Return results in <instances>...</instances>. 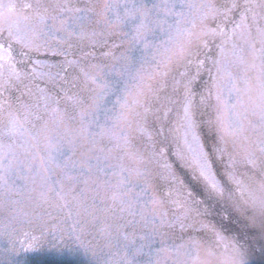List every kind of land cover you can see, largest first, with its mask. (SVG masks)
<instances>
[{"label":"snow or ice","instance_id":"6c2138e0","mask_svg":"<svg viewBox=\"0 0 264 264\" xmlns=\"http://www.w3.org/2000/svg\"><path fill=\"white\" fill-rule=\"evenodd\" d=\"M0 264H264V0H0Z\"/></svg>","mask_w":264,"mask_h":264}]
</instances>
